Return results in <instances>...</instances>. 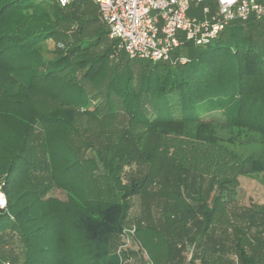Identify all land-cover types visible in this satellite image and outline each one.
<instances>
[{
    "label": "trees",
    "instance_id": "obj_1",
    "mask_svg": "<svg viewBox=\"0 0 264 264\" xmlns=\"http://www.w3.org/2000/svg\"><path fill=\"white\" fill-rule=\"evenodd\" d=\"M114 47L91 0H0V243L21 245L0 264H119L134 196L154 264H183L184 241L202 264H264V203L231 199L240 175L264 187V24L165 61Z\"/></svg>",
    "mask_w": 264,
    "mask_h": 264
},
{
    "label": "built area",
    "instance_id": "obj_2",
    "mask_svg": "<svg viewBox=\"0 0 264 264\" xmlns=\"http://www.w3.org/2000/svg\"><path fill=\"white\" fill-rule=\"evenodd\" d=\"M70 1L73 0L61 4L59 0V4L65 6ZM91 1L107 27L108 37L114 41L115 54L124 51L129 57L152 62L170 60L171 52L184 42L208 44L234 19L253 18L264 24V0H215L216 8L203 6L199 17L187 14L193 0ZM135 232L134 224L120 230V241L114 249L118 263L125 264V252L130 247L138 251L143 264H154ZM235 264H239L237 260Z\"/></svg>",
    "mask_w": 264,
    "mask_h": 264
},
{
    "label": "rangeland",
    "instance_id": "obj_3",
    "mask_svg": "<svg viewBox=\"0 0 264 264\" xmlns=\"http://www.w3.org/2000/svg\"><path fill=\"white\" fill-rule=\"evenodd\" d=\"M189 6H190V8H189V11L187 12V14L189 16L199 17L201 15V9L203 6H209L212 9H215L216 8V2H215V0H204L202 2H197V1L193 0L190 2ZM48 46H51V44H49ZM209 104H210V102L205 103L204 112L208 111V113H210L211 106ZM212 114H214V113H212ZM125 171L127 173H130L131 171L137 172V174H138L139 172L142 171V168H140L137 164H132L130 167H125ZM253 179H254V181L253 180L250 181V183L252 185L251 186L252 188H250L251 192L249 191V189H247L248 186H246L244 184H243V187H240V189H239L240 193L238 192V195L240 194L241 201H244V202H246V201L249 202L250 200H252L254 202L263 201L264 189H263V187H261V183L259 182L258 179H256V178H253ZM148 189H149L148 190L149 192L156 191L157 184H152V186H150ZM0 194L2 195V198H3L2 201L0 200V205L2 206L5 203V199H4V196L1 192H0ZM50 194L53 196H56L58 198L65 199V193L59 189L53 188L51 190ZM149 204H150V214L153 218L156 219L158 217V214H160V208H161L160 207L161 206L160 201L157 197L151 196L149 199ZM143 212H144V210H143L142 197L141 196H134L133 201L131 202V210L129 212L130 216L133 219H137V218L141 217ZM230 245L231 244L229 242L228 246H230ZM20 248H21L20 242L15 237H13L12 240L6 239L4 244L0 243V251L2 250L1 251L2 253L8 254L11 252V253H14L18 257L20 255ZM230 252H232V250L228 249V251H226V254H225V257L227 258L226 261L228 263H229L228 255ZM16 264H19V262Z\"/></svg>",
    "mask_w": 264,
    "mask_h": 264
},
{
    "label": "crops",
    "instance_id": "obj_4",
    "mask_svg": "<svg viewBox=\"0 0 264 264\" xmlns=\"http://www.w3.org/2000/svg\"><path fill=\"white\" fill-rule=\"evenodd\" d=\"M237 179H238V185L235 187V189H234V191L232 192V195H231L232 203L235 206L240 207V208H244V207H248V206H250L252 204H262V203H264V199H263V201H257V202H254L252 200H250L249 202L248 201H246V202L241 201L240 194L238 195V192L240 193V191H239L240 187H243V184H244V185L248 186L247 189H249V191L251 192L250 188H252L251 187L252 185H251L250 181H252V180L254 181V179L249 177V176H246V175H240V176H238ZM261 187H263V186L261 185ZM263 189H264V187H263ZM223 198L226 199L225 194H224ZM130 201L131 202L133 201V197L130 198ZM130 210H131V208L128 211L127 217L125 219L124 226H129L131 224H134L135 227H136L137 226L136 225V221H137L138 218L137 219H133L130 216V214H129ZM159 215L160 214H158V216ZM116 240H117V244H118V242L120 241L119 235L117 236ZM117 244H116V246H117ZM184 245H185V248H184V250L182 252L183 256H184L183 264H202L201 261L198 258H194L193 257L194 253L196 252V244L194 242L184 241ZM147 255H148V253H147ZM125 258H126L125 264H143L142 257L140 256L138 251L134 250L133 248L129 247L126 250ZM228 258L232 261L233 264H235V260H237V262L239 264H241L240 261L238 260L237 254L234 253V251L229 253Z\"/></svg>",
    "mask_w": 264,
    "mask_h": 264
},
{
    "label": "clouds",
    "instance_id": "obj_5",
    "mask_svg": "<svg viewBox=\"0 0 264 264\" xmlns=\"http://www.w3.org/2000/svg\"><path fill=\"white\" fill-rule=\"evenodd\" d=\"M61 4H64L67 2V0H60Z\"/></svg>",
    "mask_w": 264,
    "mask_h": 264
},
{
    "label": "bare ground",
    "instance_id": "obj_6",
    "mask_svg": "<svg viewBox=\"0 0 264 264\" xmlns=\"http://www.w3.org/2000/svg\"><path fill=\"white\" fill-rule=\"evenodd\" d=\"M0 200L2 201L3 200V198H2V195L0 194Z\"/></svg>",
    "mask_w": 264,
    "mask_h": 264
}]
</instances>
